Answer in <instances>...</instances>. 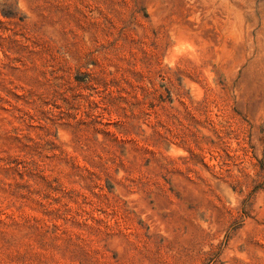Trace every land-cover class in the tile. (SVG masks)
I'll list each match as a JSON object with an SVG mask.
<instances>
[{
    "label": "rangeland",
    "instance_id": "374dc122",
    "mask_svg": "<svg viewBox=\"0 0 264 264\" xmlns=\"http://www.w3.org/2000/svg\"><path fill=\"white\" fill-rule=\"evenodd\" d=\"M0 264H264V0H0Z\"/></svg>",
    "mask_w": 264,
    "mask_h": 264
}]
</instances>
